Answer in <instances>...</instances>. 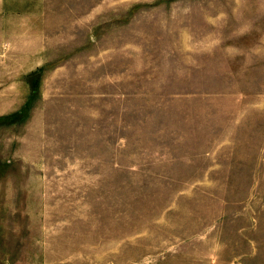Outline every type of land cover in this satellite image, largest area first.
I'll return each mask as SVG.
<instances>
[{"label": "rangeland", "instance_id": "374dc122", "mask_svg": "<svg viewBox=\"0 0 264 264\" xmlns=\"http://www.w3.org/2000/svg\"><path fill=\"white\" fill-rule=\"evenodd\" d=\"M0 2V264H264V0Z\"/></svg>", "mask_w": 264, "mask_h": 264}, {"label": "crops", "instance_id": "0c3cea01", "mask_svg": "<svg viewBox=\"0 0 264 264\" xmlns=\"http://www.w3.org/2000/svg\"><path fill=\"white\" fill-rule=\"evenodd\" d=\"M7 7L0 4V90L11 89L9 83L19 81L22 74L27 75L37 64L36 52L30 51L27 48L29 45L20 46L15 41L18 35H30L29 24L22 20L19 15L8 13L9 8ZM21 58L29 59V63L33 64L34 67L31 68L27 62L26 65L22 66ZM1 96L0 98H2ZM1 104L4 105L5 102H1Z\"/></svg>", "mask_w": 264, "mask_h": 264}]
</instances>
